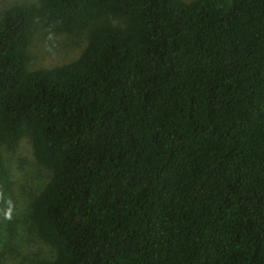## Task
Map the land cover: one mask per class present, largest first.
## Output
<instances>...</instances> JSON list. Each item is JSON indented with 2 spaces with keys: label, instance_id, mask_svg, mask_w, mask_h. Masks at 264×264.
<instances>
[{
  "label": "trees",
  "instance_id": "trees-1",
  "mask_svg": "<svg viewBox=\"0 0 264 264\" xmlns=\"http://www.w3.org/2000/svg\"><path fill=\"white\" fill-rule=\"evenodd\" d=\"M0 264H264V0H0Z\"/></svg>",
  "mask_w": 264,
  "mask_h": 264
},
{
  "label": "rangeland",
  "instance_id": "rangeland-1",
  "mask_svg": "<svg viewBox=\"0 0 264 264\" xmlns=\"http://www.w3.org/2000/svg\"><path fill=\"white\" fill-rule=\"evenodd\" d=\"M55 48L58 49L57 46H55V47L53 46L51 37L49 35L48 36L46 34L39 35V37L37 38V40L35 42V52H36L35 61L37 63H39V66L42 63L49 65L51 60L55 61V59H54V55H55V51H56ZM23 146H24V150H25V155L27 154V156H28L30 144L27 141H25L23 143ZM24 173H26V169L24 170V172L22 174H18L17 176H21ZM19 199H22L21 203H20V207L24 206L25 200H27L25 194L20 193ZM21 204H22V206H21ZM45 253H47V252H45Z\"/></svg>",
  "mask_w": 264,
  "mask_h": 264
}]
</instances>
